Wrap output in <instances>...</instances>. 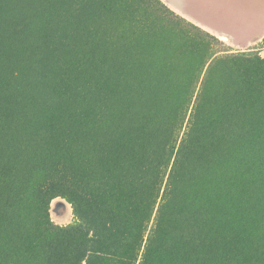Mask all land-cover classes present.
<instances>
[{
    "label": "trees",
    "instance_id": "1",
    "mask_svg": "<svg viewBox=\"0 0 264 264\" xmlns=\"http://www.w3.org/2000/svg\"><path fill=\"white\" fill-rule=\"evenodd\" d=\"M260 49L162 0H0V264H264Z\"/></svg>",
    "mask_w": 264,
    "mask_h": 264
},
{
    "label": "rangeland",
    "instance_id": "2",
    "mask_svg": "<svg viewBox=\"0 0 264 264\" xmlns=\"http://www.w3.org/2000/svg\"><path fill=\"white\" fill-rule=\"evenodd\" d=\"M180 5L191 18L230 36L233 42L225 43L235 50L247 49L261 40H252L255 34L264 32V16L259 13L256 0H181ZM237 44L245 45L240 48ZM260 53L264 55V49ZM51 216L59 224L72 220L71 210L65 219H58L52 213Z\"/></svg>",
    "mask_w": 264,
    "mask_h": 264
},
{
    "label": "water",
    "instance_id": "3",
    "mask_svg": "<svg viewBox=\"0 0 264 264\" xmlns=\"http://www.w3.org/2000/svg\"><path fill=\"white\" fill-rule=\"evenodd\" d=\"M165 4H167L171 9H173L174 11H176L177 13H179L180 15H182L183 17L187 18L188 20L194 22L195 24L199 25L200 27L211 31L214 35H216L220 40L224 41V42H228L231 43L233 42V39L228 36L225 33L222 32H218L214 29H211L210 27L206 26L204 23L202 22H198L195 19L191 18L187 13L184 12V10L182 9L181 5H180V1L181 0H162ZM256 5H258L259 10H261V13L264 16V0H256ZM264 36V32L261 34H255L252 38V40H256L259 39ZM242 48V47H240ZM71 210L70 205L61 198H57L55 199L52 204H51V208H50V212L52 214H54V216L58 219H65L68 217L69 215V211Z\"/></svg>",
    "mask_w": 264,
    "mask_h": 264
},
{
    "label": "crops",
    "instance_id": "4",
    "mask_svg": "<svg viewBox=\"0 0 264 264\" xmlns=\"http://www.w3.org/2000/svg\"><path fill=\"white\" fill-rule=\"evenodd\" d=\"M210 32H211V31H210ZM211 33H212V32H211ZM244 45H245V44H244ZM244 45H238V44H237L238 47H242V48H243Z\"/></svg>",
    "mask_w": 264,
    "mask_h": 264
}]
</instances>
